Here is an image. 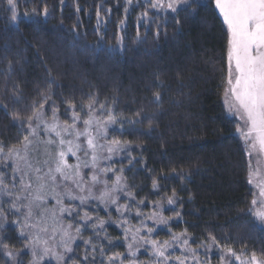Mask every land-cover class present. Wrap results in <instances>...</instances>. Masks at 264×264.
<instances>
[{
	"label": "trees",
	"instance_id": "16d2710c",
	"mask_svg": "<svg viewBox=\"0 0 264 264\" xmlns=\"http://www.w3.org/2000/svg\"><path fill=\"white\" fill-rule=\"evenodd\" d=\"M16 3L20 17L12 23L7 0H0L2 157L23 143L28 118L41 105L69 122L73 111L85 116L91 103L100 117H115L105 139L121 141L112 165L124 177L131 215L122 221L116 209L90 204L86 209L97 218L92 230L75 216L86 209L70 203L78 213L67 220L81 231L65 264H152L148 252L136 250L141 238L122 231L123 222L137 226L145 214H157L152 241L187 239L213 264L228 248L264 255V229L247 214L255 195L251 158L225 104L228 32L214 3L200 0L206 6L194 4V13L183 6L156 12L149 1ZM5 214L1 208L0 264L13 263L6 251L28 264L27 239Z\"/></svg>",
	"mask_w": 264,
	"mask_h": 264
},
{
	"label": "rangeland",
	"instance_id": "374dc122",
	"mask_svg": "<svg viewBox=\"0 0 264 264\" xmlns=\"http://www.w3.org/2000/svg\"><path fill=\"white\" fill-rule=\"evenodd\" d=\"M151 3L154 0H132V3L146 2ZM203 1V0H201ZM160 3L164 6L153 8L156 12L171 11L167 9L166 5L168 0H160ZM181 7V6H180ZM223 18V17H222ZM227 26V25H226ZM226 104V103H225ZM227 106V105H226ZM45 107L39 108L35 113L37 115L32 116L31 125L36 129L35 134L30 135V129L28 127V136L31 141L30 144L25 147V142L13 148L7 155L2 157L0 154V210L3 209L5 214V221L12 220V224L20 228V233L27 239L25 247L26 252L29 254L28 264H32L33 251L31 245L34 243V238L39 236L40 243L36 246V254L39 257L42 254L43 247L47 246L51 253H56L64 256L63 261H57L54 256H45L41 264H65V258L71 252H67L64 248V244L67 243L69 247L73 249L74 243L78 240V235L81 229L77 231L72 222H69L67 218L73 217L78 213V210L74 208V204H81L83 208L94 207L90 204L101 206L107 212L109 208H114L119 212L117 217L122 221L123 217H130L131 213H127L128 202L126 199L127 193L125 191L126 185L122 173H120L115 166L112 165L118 159L120 147H114L112 152H108L107 148L111 146L112 140H106L108 130L114 127V124L105 125L107 132L105 134H98L96 121L93 120L89 131L94 137V144L96 145L95 154L97 160L95 166H93L92 155L93 150L87 145V138L80 136L77 138L76 132H83L85 125L84 119H88L89 115L94 116L100 121L106 120L104 117H100L95 110L89 113V109L86 110L87 114L81 116L77 114L81 119L76 122L75 129L69 128L67 132L64 131L63 126L65 124L72 125L73 113L70 115V121H62L56 112L55 121L53 120V113L47 114ZM231 114V113H230ZM232 115V114H231ZM236 117V116H235ZM239 120V117H236ZM58 125L57 131L61 133L59 137L54 132L47 129V125L52 123ZM239 125L242 122L239 120ZM239 133V132H238ZM240 134V133H239ZM63 139L65 143L60 144V140ZM243 139V138H242ZM106 140V141H105ZM52 141V143H49ZM69 142L73 147V151L76 155L73 156L67 152ZM80 145L77 149L75 145ZM64 151L66 153V161L69 165L79 167H73L71 169H65V177H62L59 173H55L56 160L58 159V153ZM252 170L255 173L253 176L252 186L255 191V196L258 197L259 189L255 186L257 183L264 181V153H253L251 156ZM6 160V164H1ZM47 162V163H46ZM8 164V165H7ZM11 165V166H10ZM53 169V174L56 176L55 182L45 176V173L49 169ZM36 169L40 171L37 172ZM79 173L77 175L76 173ZM44 176V180L38 181L37 176ZM96 176V181H92V176ZM120 178L117 181V178ZM23 180V183L21 182ZM31 183V188H24L23 185ZM45 185L41 195H43L42 201H34L33 197L37 195V189L40 184ZM79 185V187L77 186ZM83 189V190H81ZM109 192L112 199L116 200V203H110L107 200L102 201L99 197L101 193ZM11 192L12 195H7ZM19 197V199H17ZM80 197H85V202L82 204ZM59 201V203H58ZM15 203L16 207L13 208L12 204ZM71 203V204H70ZM29 207H31L32 215L28 216ZM61 209H70L69 211H62ZM158 211H160L158 209ZM85 213H87V219H85ZM79 222L83 224L91 225L94 229L95 220L97 219L93 215L86 211H82V215H75ZM74 216V217H75ZM157 214L151 217L146 216L145 220L139 223L137 226L130 225L131 223L125 221V226L122 230L124 235L129 233V239L134 236L141 238V243L135 241L137 245V251L144 250L150 254V260L152 264H178L177 257L184 261V264H213L207 261L208 257L201 256L194 249H191L188 244H184L185 239H178L169 243L172 245L165 251V256L168 258L165 260L163 257H158L154 254L152 244L153 234L155 232L154 227L157 225ZM148 222L151 223L152 231L148 226ZM36 225V227H33ZM104 224H99L98 227H103ZM42 229H45L42 231ZM143 232V233H142ZM67 233V235H65ZM142 233V234H141ZM68 237H71L69 240ZM47 241V245L43 242ZM147 241V242H146ZM157 247L161 246L163 242L156 241ZM191 249V251H189ZM13 253V252H12ZM237 256L240 257L237 260L234 256H231L228 252L223 253L221 259L215 264H242L244 261H248L251 255H244L242 252H237ZM132 257L137 256L132 254ZM17 254L13 253L10 257L13 261L12 264H17Z\"/></svg>",
	"mask_w": 264,
	"mask_h": 264
},
{
	"label": "snow or ice",
	"instance_id": "6c2138e0",
	"mask_svg": "<svg viewBox=\"0 0 264 264\" xmlns=\"http://www.w3.org/2000/svg\"><path fill=\"white\" fill-rule=\"evenodd\" d=\"M129 4L132 3V0H127ZM209 3H214V8L218 10L220 16L223 17L224 24L227 25L228 32V40H227V62H228V73L226 78V88L224 92L225 103L227 105V110L229 113L233 114L236 117H239V120L242 122V125L237 126V132L242 136L246 149L248 150L249 156L253 153H264V0H208ZM197 5V7L206 6L205 4H201L200 0H168L166 5L167 9H170L173 13H177L180 9V6H183V10L185 12L196 11V8L193 5ZM8 10H10L11 15L9 17L10 22L16 23L19 20L20 14L17 11V3L16 0H7ZM152 8L162 7L160 0H154L153 3L149 5ZM127 11V9H126ZM32 12L35 13L36 9H32ZM43 14L45 16L48 15L47 6L43 9ZM25 16L28 15L27 12L24 13ZM146 16L147 13L145 12ZM177 24H180V20H176ZM123 24V21H121ZM159 34V32H157ZM48 97H45L47 100ZM154 99L158 102L160 100V94L155 93ZM69 106L74 109L75 105L68 102ZM3 107L7 108V105ZM43 107V105H41ZM89 113L92 111V104L88 105ZM103 108V105H101ZM34 115L38 114L34 112ZM139 115V113H137ZM56 118V109H53V120ZM12 119L14 121L21 120V117L17 113L12 114ZM81 118L73 111V124L68 125L65 124L63 129L65 132L71 127L75 129V124ZM32 117L28 118L29 124L28 127L31 130L30 135L35 134L36 129L32 128L31 125ZM93 120L96 121L98 134H105L107 132V128L105 125L114 124L116 122L115 117L111 114L108 115L107 119L104 121H100L96 119L94 116L89 115L88 119L83 120V124L85 125V129L83 132L77 131L76 136L79 138L80 136H85L87 138V145L90 149L93 150L92 162L93 166H95V162L97 160V156L95 154L96 145L94 144V137L89 131V128L92 125ZM48 130L54 132L57 137L61 135L59 131H57L58 125L54 122L51 125L46 126ZM25 142V147L31 143L29 140V136L26 135L23 137ZM52 143V141H49ZM65 141L63 139L60 140V144L63 145ZM121 141L112 140L111 146L107 148L108 152H112L114 147H120ZM78 149L80 145H75ZM2 150V149H0ZM67 152L71 153L73 156L76 155V152L73 151V147L71 146V142H69V147ZM66 153L64 151H60L58 153V159L56 160V166L54 169L55 173H59L62 177H65V169H71L73 167L78 168L79 166L69 165L65 159ZM47 163V162H46ZM39 172V169H36ZM79 175V173H76ZM255 173L252 170L251 161L249 162V183H253V176ZM49 179L53 182L56 180V176L53 174V169H49L47 173H45ZM36 179L38 181L44 180V176H37ZM97 177L92 176V181H96ZM119 177L117 181H119ZM23 183V180L21 181ZM24 188H31V183L23 185ZM79 187V185H77ZM155 181L153 182V187H155ZM259 189L258 197L254 195L253 199L250 202V206L247 209V214H249L253 218V222L259 226L261 229H264V181L257 183L255 185ZM45 185L43 183L40 184L37 189V195L33 197L34 201H42L43 195H41ZM83 190V189H81ZM7 195L11 196L12 193L8 192ZM175 193H173L172 197L168 198V203H175L173 197ZM102 201L107 200L110 203L115 204L116 200L112 199L109 192L101 193L99 197ZM19 199V197H17ZM81 203L85 202V197L79 198ZM59 203V201H58ZM12 207L15 208L16 204L13 203ZM62 211H69L70 209H61ZM32 215L31 207H29L28 216ZM85 219H87V213H85ZM163 223H167V221H162ZM103 224V221L100 222ZM2 226V225H0ZM36 227V225H33ZM45 229H42L44 231ZM79 231V229H77ZM149 232L152 229L148 230ZM67 235V233H65ZM70 240L71 237H68ZM179 237L173 236V242L177 241ZM213 243H216L215 237L211 238ZM147 242V241H146ZM40 243L39 236L34 238V243L31 245L33 251V261L32 264H41L44 260L45 256L52 255L55 257L57 261H63L64 256L56 253H51L50 249L45 246L42 249V254L38 257L36 254V246ZM47 245V241L43 242ZM87 243V242H86ZM154 249V254L158 257H163L165 260L168 258L165 256V251L168 247L172 245L169 241H164L163 244L157 247L156 241L150 242ZM184 244H188V240H184ZM27 247V246H26ZM4 248L7 249L8 245H4ZM64 248L67 252H71L72 248L69 247L67 243L64 244ZM131 248V245H129ZM191 251V249H189ZM227 252L234 256L237 260L240 259L239 256L231 249L228 248ZM6 255L9 257L13 256L11 251H6ZM119 256L120 254H116ZM134 255V253H133ZM87 259V257H85ZM109 261L115 259V257H109ZM178 264H184V261L179 257L176 258ZM223 259V257H222ZM242 264H264V255L257 256L256 253H252L250 260L242 262Z\"/></svg>",
	"mask_w": 264,
	"mask_h": 264
}]
</instances>
